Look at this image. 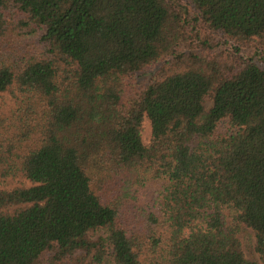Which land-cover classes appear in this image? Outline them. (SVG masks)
I'll return each instance as SVG.
<instances>
[{"label": "trees", "instance_id": "obj_1", "mask_svg": "<svg viewBox=\"0 0 264 264\" xmlns=\"http://www.w3.org/2000/svg\"><path fill=\"white\" fill-rule=\"evenodd\" d=\"M5 93L0 264H264V0H0Z\"/></svg>", "mask_w": 264, "mask_h": 264}, {"label": "rangeland", "instance_id": "obj_2", "mask_svg": "<svg viewBox=\"0 0 264 264\" xmlns=\"http://www.w3.org/2000/svg\"><path fill=\"white\" fill-rule=\"evenodd\" d=\"M244 54L246 56H251L253 55V50H246ZM12 104H13V101H12V97L10 96V94L5 93V94L0 95V111L7 110V108L11 107ZM142 138L145 144H149L151 142L152 128H151V123L148 118H145V121L143 124ZM10 184L12 186L30 185V182L25 179H18V180L11 181ZM227 220L228 222L231 221L230 216H228ZM102 234L103 232L97 233L95 238L99 237ZM239 238L243 243L247 258L249 260L256 261L258 264H260L259 258L254 251L255 237H254L253 232L250 229L243 227L242 230L240 231Z\"/></svg>", "mask_w": 264, "mask_h": 264}]
</instances>
